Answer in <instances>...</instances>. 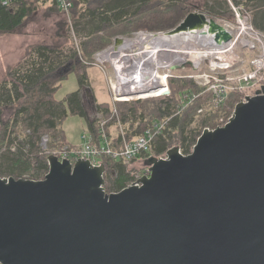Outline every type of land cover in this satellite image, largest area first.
I'll return each instance as SVG.
<instances>
[{"label": "water", "instance_id": "95a60500", "mask_svg": "<svg viewBox=\"0 0 264 264\" xmlns=\"http://www.w3.org/2000/svg\"><path fill=\"white\" fill-rule=\"evenodd\" d=\"M197 31L232 38L199 9L168 33ZM48 162L43 179L0 176V264H264V94L191 153L151 155L150 176L120 191H106L104 163Z\"/></svg>", "mask_w": 264, "mask_h": 264}, {"label": "trees", "instance_id": "16d2710c", "mask_svg": "<svg viewBox=\"0 0 264 264\" xmlns=\"http://www.w3.org/2000/svg\"><path fill=\"white\" fill-rule=\"evenodd\" d=\"M4 1H7V4ZM29 1L0 0V34L14 33L24 25L33 13L32 1ZM73 1L71 29L80 39L78 48L73 45L59 47L44 43L35 44L28 49L21 62L7 70L6 78L0 82V118L4 107L13 109L9 120H0V176L2 177L44 178L49 171L50 154L47 155L40 146L42 136L45 133L50 134L53 139L50 145L56 147L55 150L63 149L65 146L74 148L75 145L70 143L62 127L70 116L79 115L87 118L90 131L97 132L98 122L88 118L81 89L68 93L62 99L56 98V93L71 72L76 73L81 88L89 84L82 57L86 59L85 61H91L88 59L92 58L94 53L112 45L117 32L123 29L124 22H130L129 26L134 29L166 30L178 25L191 12L188 8L189 0ZM232 1L236 5L243 4L250 9L254 25L264 30V0ZM157 3H160V9H152V5ZM202 11L215 18L230 15L232 12L228 0H206ZM193 91L200 92L199 89ZM175 93L159 100L152 109L153 118L146 122H143L144 117L141 118L142 114L138 113L137 108L122 110V113L119 108V115L124 125L141 120V126L136 130L132 131L131 127L128 129L125 126L127 138L131 140L143 133L154 119L170 118L168 127L157 139L154 154L164 155L175 144L181 145L184 154H189L205 128L219 126L214 119L216 117L214 112L210 111L208 112L210 116H205L203 121L205 124L201 129L197 127L188 129L196 115V106L202 104V99L206 100L207 96L195 101L186 111L191 113L185 116L186 112L176 113L180 99ZM238 102L239 98H236L234 106ZM98 112L107 118L112 117L111 103L98 104ZM113 124L114 122L108 120L107 128L114 143L118 145L120 136L117 134L118 131L112 134ZM146 160L140 162L142 167L135 175L131 174L124 163L103 157L102 162L106 166V191H120L134 183L141 170L148 166Z\"/></svg>", "mask_w": 264, "mask_h": 264}, {"label": "built area", "instance_id": "2783aa9c", "mask_svg": "<svg viewBox=\"0 0 264 264\" xmlns=\"http://www.w3.org/2000/svg\"><path fill=\"white\" fill-rule=\"evenodd\" d=\"M229 2L236 21L232 23L229 19L216 18L232 36L231 40L221 45L216 42L214 36L203 34L201 31L173 34L178 36L171 41L166 38L169 30L161 32L140 30L132 32L127 37L120 36L122 42L118 47L113 42L107 49L100 50L96 54L97 61L102 65L100 67L108 81L112 117L116 116L119 119L116 132L118 131L117 134L120 136V143L118 145L114 143L107 128L108 119L102 115L99 117L96 135L92 132L87 133L83 136L86 141L84 144L74 148L65 146L63 149L55 150L54 154L59 155L61 160L72 158L74 162L79 158L89 159L94 165L103 163V157L129 165L155 155L157 139L168 127L170 118L152 120L143 133L130 140L127 138L125 125L119 118L118 104L169 96L172 91L171 78L188 76L199 85H203L202 92L188 90L183 96L181 106L186 102V107L193 105L203 92L209 93L213 108L224 107L233 92L241 96L239 102L247 101L249 96L264 94V30L254 25L252 12L245 5H235L231 0ZM4 3L7 4V1ZM55 3L60 12L71 18L72 27L74 1L55 0ZM206 15L208 18L212 17L207 13ZM155 34L162 37L160 45L151 44L150 40ZM143 36L145 40H141ZM133 40L137 42L122 47L126 41ZM172 43L180 53L174 55V52H170ZM114 48L118 49L114 52ZM186 50L193 52L189 57L181 58L182 55H188ZM202 53L205 55L192 57ZM177 55H180V59L177 58L176 62L169 64ZM191 57L193 59H189ZM107 63L111 64V71ZM162 65L168 66L161 67ZM175 65L181 68L189 67L195 71L177 75L176 69H172ZM203 112L204 109L201 108L199 113ZM180 151L183 153L181 147ZM159 157H167V152ZM150 174V166H146L141 170L138 179Z\"/></svg>", "mask_w": 264, "mask_h": 264}, {"label": "rangeland", "instance_id": "374dc122", "mask_svg": "<svg viewBox=\"0 0 264 264\" xmlns=\"http://www.w3.org/2000/svg\"><path fill=\"white\" fill-rule=\"evenodd\" d=\"M30 1H32L33 13L26 20L24 25L18 31L14 33L0 34V82L6 78L7 70L11 67L16 66L19 60L21 62L24 59V56L26 55V52L28 51V49L35 44L44 43V44L55 45L59 47H64V46L68 47V46L73 45L77 48L79 46L80 39L75 35V33L70 27L71 18H69V16L59 11V9L56 6V3L55 2L53 3L54 0H49V1L30 0ZM231 2L234 3L232 0ZM205 3H206V0H189L188 1L189 11L192 12V11H195L196 9H199L202 11L203 7H205ZM229 5H230V2H229ZM160 7H161L160 3H157V5H152V9L154 10L160 9ZM231 10L232 12L230 13V15H226L221 18L229 19L232 21V23H234L236 21L234 10L232 8ZM122 24H123L122 26L123 29L117 32L116 37H120V36L127 37L131 35L132 32H134L133 30L135 31L148 30V29H138V28H136L138 29L136 30L132 28V26H129L130 22L128 23L124 22ZM125 26H128V27H125ZM172 28H169L166 30L154 31V32L167 31V30H171ZM21 29L22 31H24L27 37H29L30 41L25 35H22V34H21L22 36H20L19 34H18L19 36L15 35L18 32H20ZM23 39L26 42L28 40L30 44V46L27 48L26 52L24 53L25 55L22 54V50L19 49V46L22 43ZM158 45H160V43H158ZM101 51H103V49ZM99 52L100 51H97L96 53L93 54L92 58L88 59L91 61H85L86 59H84L83 57L81 58L83 60L82 64L86 66V71L88 75V83H89L88 85L81 88L79 86L78 77L76 73L71 72L68 78L63 82L61 88L56 93V98L62 99L68 93L76 91L78 90V88L81 89V95H82L84 105L87 110V116L91 121H96V122H99V117L103 115L102 113L98 112V104L111 103V94H110V90L108 86V81L104 73V70L100 67L102 65L100 64L99 61H97L96 54ZM107 66L109 70L111 71V64L107 63ZM192 71H195V70L189 67L188 68L179 67L178 69H176L175 74L185 75ZM163 72H166V71H163ZM170 80H171L170 84H171V90H172L170 96L173 94V92H176L175 96L178 97V99H180V102H179L180 104L178 105V108H177L178 110L176 113L183 114L184 112L188 111L189 108L191 107V106L186 107V104H185L186 102L183 104V106H181L183 96L187 94L188 90L195 89L197 91V89H199L200 92H202L203 85H199L195 80L193 79L191 80L188 76H185L184 78H171ZM180 91L182 94L180 93ZM179 95H180V98H179ZM203 96H207V98L206 100L202 99V104L196 106V115L194 116L193 121H191V123L189 124L188 129L192 127H197L198 129H201V126L205 124L203 122L205 119V116H210L208 113L210 111L214 112L213 114L216 116L214 118L216 120V124L224 126L229 121V119L232 117L234 113V110L236 107L234 106V101L236 100V98H239V101L241 99V96L238 93L233 92L230 94V97L228 98L226 104H224V107L213 108L209 93L203 92L201 93V96L199 98ZM231 97L233 98L228 103ZM161 99L163 98H149L145 100L132 101L128 103H119L118 112H119V108H120L121 113H122V110L126 111L132 108H137L138 113L142 114L141 118L144 117L143 122L144 121L146 122L153 118L154 115H152V109L155 107L156 104H158V101ZM204 102L205 104H203ZM201 108L204 109L203 113H199V110ZM190 113L191 112H186L185 116ZM12 114H13V109L4 107L0 120H3V121L9 120ZM122 117H123V114H122ZM103 118L108 119L111 123L114 122V124L111 127V131L115 134L117 130V122L119 119L116 116H113L112 118L111 117L107 118L103 116ZM119 118L121 120L120 115H119ZM125 126L128 129L131 127L132 131L136 130L138 127L141 126V120L138 119L135 123H130V125L126 124ZM62 127L65 130L68 140L70 141L72 145L80 146L86 142L83 136L86 133H89L90 131L89 122L87 118H84L79 115L70 116L65 120ZM0 128H1V123H0ZM94 135H96V133H94ZM52 140L53 139L51 138L50 134L45 133L42 136V139L40 141V146L47 155L54 154V151L56 149V147L50 145V141ZM173 146H179V145L175 144ZM70 160L74 162V159L70 158ZM127 167L131 171V174L134 173L136 175L138 169H140L142 166L139 161H134L133 163L127 165ZM107 192L110 193V191H107Z\"/></svg>", "mask_w": 264, "mask_h": 264}, {"label": "bare ground", "instance_id": "6f19581e", "mask_svg": "<svg viewBox=\"0 0 264 264\" xmlns=\"http://www.w3.org/2000/svg\"><path fill=\"white\" fill-rule=\"evenodd\" d=\"M176 36H178V35H171V34H167L166 35V38H168V39H170L171 41H172V39L174 38V37H176ZM148 39V38H147ZM146 39V40H147ZM141 40H145V37L143 36L142 38H141ZM151 41V44H157L158 45V43H161L162 42V37L160 36V35H158V34H155V35H153L152 36V39L150 40ZM135 42H137V40H133V41H126L125 43H123L122 44V47H127V46H129V45H132V44H134ZM118 47V46H117ZM176 46L172 43L171 44V48H170V52H174V55H176V53H180L179 52V50L178 49H176L175 48ZM118 48H114L113 49V51L115 52L116 50H117ZM187 51V50H186ZM193 51H187V53H188V55L186 54V55H182L181 56V58H183V56L186 58V57H189V55L192 53ZM205 55V53H202V55H192V57H197V56H204ZM189 58V59H193V58ZM177 58H179L180 59V55H177V57H175L169 64H172V63H174V62H176V60H177ZM168 65H162L161 67H167Z\"/></svg>", "mask_w": 264, "mask_h": 264}, {"label": "crops", "instance_id": "0c3cea01", "mask_svg": "<svg viewBox=\"0 0 264 264\" xmlns=\"http://www.w3.org/2000/svg\"><path fill=\"white\" fill-rule=\"evenodd\" d=\"M39 1V0H38ZM46 1H49V0H46ZM55 2V0L53 1V3ZM23 29V28H22ZM22 29H21V31L20 32H18L17 34H15V35H17V36H22V35H25L26 37H27V35L24 33V31H22ZM19 34V35H18ZM22 34V35H21ZM28 38V40L30 41V39H29V37H27ZM20 39V38H19ZM18 39V40H19ZM27 40V42L26 41H24V39H23V41H22V43L20 44V46H19V49H21L22 50V54H24L25 52H26V50H27V48L30 46V44H29V41ZM25 55V54H24ZM23 56V55H22ZM19 62H20V60H19ZM18 62V63H19ZM17 63V64H18ZM79 89V88H78ZM90 133V132H89ZM87 134V133H86Z\"/></svg>", "mask_w": 264, "mask_h": 264}]
</instances>
